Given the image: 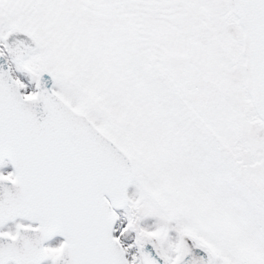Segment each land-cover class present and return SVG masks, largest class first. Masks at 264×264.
<instances>
[{
    "label": "snow or ice",
    "instance_id": "obj_1",
    "mask_svg": "<svg viewBox=\"0 0 264 264\" xmlns=\"http://www.w3.org/2000/svg\"><path fill=\"white\" fill-rule=\"evenodd\" d=\"M0 264H264V0H0Z\"/></svg>",
    "mask_w": 264,
    "mask_h": 264
}]
</instances>
